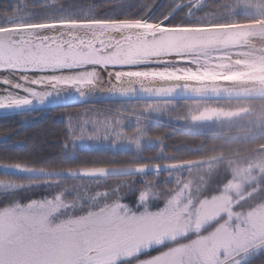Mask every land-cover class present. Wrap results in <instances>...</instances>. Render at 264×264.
Listing matches in <instances>:
<instances>
[{
    "label": "snow or ice",
    "instance_id": "6c2138e0",
    "mask_svg": "<svg viewBox=\"0 0 264 264\" xmlns=\"http://www.w3.org/2000/svg\"><path fill=\"white\" fill-rule=\"evenodd\" d=\"M97 93L127 103L65 113L58 158L22 145L0 154V264L264 258V0H14L0 9L5 118ZM161 114L189 138L154 135ZM105 146L132 155L81 156Z\"/></svg>",
    "mask_w": 264,
    "mask_h": 264
},
{
    "label": "trees",
    "instance_id": "16d2710c",
    "mask_svg": "<svg viewBox=\"0 0 264 264\" xmlns=\"http://www.w3.org/2000/svg\"><path fill=\"white\" fill-rule=\"evenodd\" d=\"M14 0H0V9L13 3ZM115 103V102H110ZM133 103V102H132ZM89 105V104H86ZM103 105L102 103L90 104V106ZM80 106H72L69 108H48L36 112H32L27 116L13 115L5 118L0 116V154L3 152H19L23 146L24 151L31 152L36 155H43L48 158L56 159L60 155V142L64 136L65 120L62 113L66 110H73ZM163 131V132H162ZM153 134H167L170 141L177 142L189 138V132L184 130H153ZM8 139L5 140L4 136ZM128 152H115L110 149H104L100 152L84 151L81 153L83 157H99L111 158L116 157L122 159L131 156ZM129 180L138 179L135 177L128 178ZM136 193H133L127 200L133 201ZM254 264H264V258L257 259Z\"/></svg>",
    "mask_w": 264,
    "mask_h": 264
},
{
    "label": "rangeland",
    "instance_id": "374dc122",
    "mask_svg": "<svg viewBox=\"0 0 264 264\" xmlns=\"http://www.w3.org/2000/svg\"><path fill=\"white\" fill-rule=\"evenodd\" d=\"M132 103V102H131ZM135 103H137V102H133V104H135ZM85 108H97V109H101V110H103L104 108H113V109H115V108H117V106H113V105H104V106H100V105H98V106H90V105H84V106H82V107H78V108H76V109H73V110H66V111H63V113H62V116H63V120H65L66 121V119H67V117H66V115H65V113H71V114H74L75 112H77V111H81V110H83V109H85ZM173 116H174V114H173ZM161 118V120H163L164 122L165 121H170L171 119L169 118V115L168 114H161V115H159V116H156V117H153L152 118V120L150 121V125H151V127H152V129L153 130H156V131H159L160 129H163V130H166V129H164L163 127H165L166 125L162 122V121H156L155 119H160ZM159 124H160V126H159ZM169 131V130H168ZM163 132V131H162ZM105 149H108L107 148V146H105ZM115 152H117V151H115ZM134 201V200H133ZM133 201H129V200H127L126 202H128V203H132Z\"/></svg>",
    "mask_w": 264,
    "mask_h": 264
},
{
    "label": "flooded vegetation",
    "instance_id": "af4514ba",
    "mask_svg": "<svg viewBox=\"0 0 264 264\" xmlns=\"http://www.w3.org/2000/svg\"><path fill=\"white\" fill-rule=\"evenodd\" d=\"M105 105H113V106H117L119 107L120 104L117 103H111V104H105ZM104 106V105H102ZM156 121H162L166 126L163 127L166 130H184L186 132H190V130L188 128H186L184 125L180 124V123H176L175 119H171L170 121H163L160 119H155ZM160 126V124H159Z\"/></svg>",
    "mask_w": 264,
    "mask_h": 264
},
{
    "label": "water",
    "instance_id": "95a60500",
    "mask_svg": "<svg viewBox=\"0 0 264 264\" xmlns=\"http://www.w3.org/2000/svg\"><path fill=\"white\" fill-rule=\"evenodd\" d=\"M111 101H122L119 99H110L106 95L97 93L94 97L88 98L83 104L97 103V102H111ZM82 104H74L73 106H78ZM52 108V107H49ZM48 109V108H47ZM2 115V113H0Z\"/></svg>",
    "mask_w": 264,
    "mask_h": 264
}]
</instances>
